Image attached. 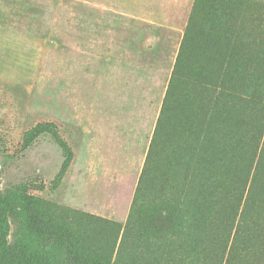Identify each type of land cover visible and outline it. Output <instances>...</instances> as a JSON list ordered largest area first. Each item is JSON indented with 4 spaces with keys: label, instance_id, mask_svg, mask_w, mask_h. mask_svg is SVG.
Instances as JSON below:
<instances>
[{
    "label": "rangeland",
    "instance_id": "rangeland-1",
    "mask_svg": "<svg viewBox=\"0 0 264 264\" xmlns=\"http://www.w3.org/2000/svg\"><path fill=\"white\" fill-rule=\"evenodd\" d=\"M194 1L0 0V264H264V174L173 180Z\"/></svg>",
    "mask_w": 264,
    "mask_h": 264
},
{
    "label": "trees",
    "instance_id": "trees-1",
    "mask_svg": "<svg viewBox=\"0 0 264 264\" xmlns=\"http://www.w3.org/2000/svg\"><path fill=\"white\" fill-rule=\"evenodd\" d=\"M185 55L193 61L187 87L195 107L184 118L187 156L174 166L173 180L180 177L178 191L182 185L186 193L203 177L202 187L212 190L219 203L236 183L226 181L238 174L241 183L252 178L241 215L245 228L247 221L257 220H251L248 207L264 174V0H195L179 62ZM249 129L251 141L244 145L239 140ZM260 187L264 191V182ZM260 194L256 207L264 204V192ZM246 237L252 244L259 240L252 230ZM243 241L238 248L247 252L250 247ZM72 262L84 264L76 256ZM63 263L56 257L45 264Z\"/></svg>",
    "mask_w": 264,
    "mask_h": 264
}]
</instances>
